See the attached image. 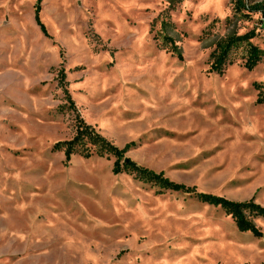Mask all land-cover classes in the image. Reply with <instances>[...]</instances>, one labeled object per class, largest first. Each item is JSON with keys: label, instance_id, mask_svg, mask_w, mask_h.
<instances>
[{"label": "rangeland", "instance_id": "obj_1", "mask_svg": "<svg viewBox=\"0 0 264 264\" xmlns=\"http://www.w3.org/2000/svg\"><path fill=\"white\" fill-rule=\"evenodd\" d=\"M251 29L262 60L243 67L242 42L210 73L215 44ZM259 92L264 21L234 0H0V264H264V217L254 236L196 197L264 207ZM79 119L194 192L114 174L113 157L66 162L53 145Z\"/></svg>", "mask_w": 264, "mask_h": 264}, {"label": "trees", "instance_id": "obj_2", "mask_svg": "<svg viewBox=\"0 0 264 264\" xmlns=\"http://www.w3.org/2000/svg\"><path fill=\"white\" fill-rule=\"evenodd\" d=\"M234 8L239 12H260L264 19V0L248 7H245L242 0H234ZM34 19L42 31L45 32L44 26L39 20V6L35 9ZM254 36V29H251L243 34H232L218 41L215 44V48L209 55L208 71L210 73L221 75L225 66L231 63L229 60L231 50L242 42L248 43L247 55L244 60L243 67L248 70L253 69L263 57V52L257 46L249 42ZM166 41L170 44V51L172 53H176V56L179 59H182L175 42L170 38H167ZM255 86L256 89L260 87L258 84ZM66 99L69 100L70 105L73 106V102L68 94H66ZM255 102L256 104H264V94L262 95L259 92ZM53 149L62 150L66 162H68L75 154H79L85 158L92 155L99 157H113L114 163L112 172L114 174L124 171L133 174L139 180L150 182L163 189L194 192V188L186 187L182 184L170 181L164 177L162 173H156L147 168L138 166L128 160H123V149H119L111 144L103 136H101L93 126L86 124L82 119L78 120L73 137L69 140L56 142L53 145ZM196 197L201 202L220 207L232 218L238 230L243 232L249 231L254 236H261L262 233L255 226L253 219L257 217H264V207L257 204L252 198L247 201L238 202L221 196H213L208 193H196Z\"/></svg>", "mask_w": 264, "mask_h": 264}, {"label": "built area", "instance_id": "obj_3", "mask_svg": "<svg viewBox=\"0 0 264 264\" xmlns=\"http://www.w3.org/2000/svg\"><path fill=\"white\" fill-rule=\"evenodd\" d=\"M242 3L245 5V7H248L250 5H248V0H242ZM257 14L260 16V19L263 21V17L261 16V13L260 12H257Z\"/></svg>", "mask_w": 264, "mask_h": 264}, {"label": "clouds", "instance_id": "obj_4", "mask_svg": "<svg viewBox=\"0 0 264 264\" xmlns=\"http://www.w3.org/2000/svg\"><path fill=\"white\" fill-rule=\"evenodd\" d=\"M209 2H211V0H209ZM217 3L221 2V0H216ZM207 5H205V9H206ZM205 9H202V10H205Z\"/></svg>", "mask_w": 264, "mask_h": 264}]
</instances>
